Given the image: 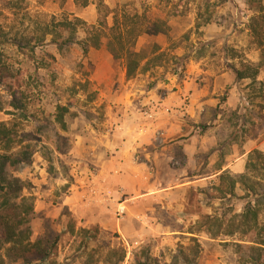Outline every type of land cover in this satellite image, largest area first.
Listing matches in <instances>:
<instances>
[{
	"label": "rangeland",
	"instance_id": "rangeland-1",
	"mask_svg": "<svg viewBox=\"0 0 264 264\" xmlns=\"http://www.w3.org/2000/svg\"><path fill=\"white\" fill-rule=\"evenodd\" d=\"M9 1L0 25L30 45L0 51L27 117L0 87V124L30 133L32 161L14 174L33 197V238L46 220L61 234L49 263L134 264L148 247L152 264H251L235 244L248 238H211L206 218H223L225 231L246 200L214 198L212 185L224 170L244 173L252 151L264 154V60L249 0H12L15 10ZM125 24L134 44L114 59L107 42ZM96 33L101 46L84 51ZM128 50L139 63L132 77ZM245 64L255 80L236 79ZM236 193L245 196L243 185Z\"/></svg>",
	"mask_w": 264,
	"mask_h": 264
},
{
	"label": "trees",
	"instance_id": "trees-1",
	"mask_svg": "<svg viewBox=\"0 0 264 264\" xmlns=\"http://www.w3.org/2000/svg\"><path fill=\"white\" fill-rule=\"evenodd\" d=\"M74 1L84 6L88 4V0ZM248 4L258 11V14L251 18L248 28L252 43L260 50L261 58L264 60V5L262 0H249ZM17 6L10 0L5 8L15 10ZM2 15L0 10V17ZM60 26L68 31L74 29L72 22L68 20L63 21ZM124 30L111 35L107 42V48L114 59L121 58V52L127 48V45L133 46L134 44L131 40L135 38L136 28L125 24ZM67 38L64 42H71ZM43 41L42 36L40 42ZM89 42L91 44L83 43L84 51H87L89 46L99 48L102 44L100 35L97 33L90 38ZM6 43L18 47L30 45L26 37L18 34L12 36L0 25V45ZM134 56L133 51H126L128 77H132L139 67ZM256 75V67L250 64H245L242 69L235 70L237 80L249 78L255 80ZM21 86L19 77L4 63L3 53L0 51V87H3L9 94L11 98L9 105L15 109V112H19L20 118H25L27 115L25 105L21 101ZM239 116L243 119L246 117L245 115ZM62 117L61 114L60 118ZM29 136L30 133L22 134L14 128L0 124V264H50L49 259L61 237L60 233L53 230L50 220H46L44 233L33 238L32 228L36 218L33 197L25 193L26 181L14 174L21 165H28L32 161L34 149L29 143L23 144L30 140ZM217 179L219 180L218 185L211 187L217 194L211 193L212 197L228 198V200L241 198L245 199L246 203L241 213L231 217L225 231H221L223 218L206 216L207 220L210 219L212 223L211 229L208 230L211 238H217L221 234L228 236L242 234L248 239L245 240V244L235 243L236 246L245 248V255L251 264H264V224L259 225L258 223L261 212L264 210V154L260 150L252 151L244 173L233 175L229 170H224L217 176ZM239 184L243 185L245 190L244 197H238L236 193ZM123 261L124 256L116 261L107 257L104 262L122 264ZM154 261L148 247L141 249L140 254L134 255V264H152ZM88 264H98V260L92 262L91 255ZM184 264L193 263L191 260H186Z\"/></svg>",
	"mask_w": 264,
	"mask_h": 264
},
{
	"label": "crops",
	"instance_id": "crops-1",
	"mask_svg": "<svg viewBox=\"0 0 264 264\" xmlns=\"http://www.w3.org/2000/svg\"><path fill=\"white\" fill-rule=\"evenodd\" d=\"M114 158H115V157H114ZM114 158H112V160L109 162V166H113V165H114V162H113V161H114L115 159H117V158H115V159H114Z\"/></svg>",
	"mask_w": 264,
	"mask_h": 264
}]
</instances>
